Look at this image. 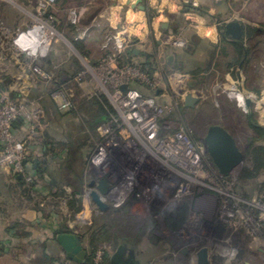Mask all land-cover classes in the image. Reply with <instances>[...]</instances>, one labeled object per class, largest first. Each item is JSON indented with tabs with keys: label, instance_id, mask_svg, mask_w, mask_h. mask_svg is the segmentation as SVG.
<instances>
[{
	"label": "flooded vegetation",
	"instance_id": "af4514ba",
	"mask_svg": "<svg viewBox=\"0 0 264 264\" xmlns=\"http://www.w3.org/2000/svg\"><path fill=\"white\" fill-rule=\"evenodd\" d=\"M143 7L152 22L157 12ZM187 12L193 11L182 8V13ZM230 21L242 25L237 39L224 34L223 27ZM218 22L222 43L215 62L221 70L229 67L235 73L240 89L214 95L207 89L214 78L212 73L202 75L197 70L186 83L188 91L169 106L164 90L154 87L158 105L171 114L168 119L173 122L163 124V114L161 136L184 132L200 156L197 164L185 158H118L121 168L113 173H119L100 176L89 170V159L76 160L71 167L51 161V155L39 160L38 166H60L76 194L67 205L73 212L72 224L60 223L54 238L57 240L60 234L80 237L86 256L79 261L70 259L57 241L66 262L264 264V126L257 122L256 102L241 96L243 83L248 85L259 76L253 64H260L264 57V25L251 19L243 22L228 17ZM166 25L164 28H171L170 23ZM167 32L161 40L170 43L172 31ZM184 42L182 48L190 57L182 63L184 59L175 55L173 64L183 68L200 66L191 57L201 48L203 39L193 35ZM148 58L154 62L153 56H145V60ZM214 90H220L217 84ZM187 93H199V99L186 105ZM174 123L184 128L178 129ZM214 127L225 129L243 155V160L227 173L218 168L207 143ZM127 147L119 144L123 150ZM43 149L46 154V147ZM100 180L110 188L102 196L103 207L88 196L95 189L89 184H98ZM179 231L183 234L179 235ZM201 255L205 256L204 261Z\"/></svg>",
	"mask_w": 264,
	"mask_h": 264
},
{
	"label": "built area",
	"instance_id": "2783aa9c",
	"mask_svg": "<svg viewBox=\"0 0 264 264\" xmlns=\"http://www.w3.org/2000/svg\"><path fill=\"white\" fill-rule=\"evenodd\" d=\"M60 1L36 0L34 15L40 18V21L36 23L37 25L26 26L31 43L29 47L24 49L25 51L21 52L22 46L18 42L20 36L3 27L1 21L0 39L3 37L6 40L11 51L25 55L24 59L22 58V61L20 59L17 65L14 63V66L21 68L25 74H29V81H33V76H36L42 82L45 94L55 102L61 112H68L74 108L75 88L82 89V85L87 83V75L97 79L98 88L114 108L115 115L109 124L102 127L101 140L96 143V149L89 158V170L91 172L96 170L100 176L109 173L116 176L119 172L113 173L111 164H108V150L111 147H119V144L128 146L124 150L119 149V157L122 159L142 156L162 159L185 158L197 164L200 156L184 132L180 131L175 136H161L160 119L164 110L154 98L132 88L131 80L125 76V73L117 78L109 77L113 71L122 72L121 67V70L118 67V69H114L115 64L120 65L117 62L118 57L115 55L110 56L108 54L97 66L85 61L83 71L67 82L59 81L53 72H47L42 68L41 61L50 55L54 47V40L59 33L54 19L48 15V11ZM75 14L76 12L72 16L73 24L77 23ZM112 42L114 43L113 54L120 52L123 46L117 35L110 37L106 47ZM168 42L176 47L185 45L184 40L173 36L168 37ZM127 69L130 74L131 69L129 67ZM100 71L106 75L101 78L96 76L97 72ZM137 76V79L149 82L148 77L143 72H138ZM14 78L15 81H18L16 77ZM126 84L129 86L128 90L122 91L121 87ZM39 111V99H25L24 102H20L13 96V92L7 91V88L0 82V167L9 169L15 176L24 177L31 184H34L38 179L33 161L34 155L37 156L38 160H41L42 158L38 157L44 153V149L39 145L31 146L32 142L27 144L32 139L17 141V133L14 129H16L17 124L24 120L29 135L33 136V128H30L29 124Z\"/></svg>",
	"mask_w": 264,
	"mask_h": 264
},
{
	"label": "rangeland",
	"instance_id": "374dc122",
	"mask_svg": "<svg viewBox=\"0 0 264 264\" xmlns=\"http://www.w3.org/2000/svg\"><path fill=\"white\" fill-rule=\"evenodd\" d=\"M220 1L221 0H201L203 4L200 5L201 3H196V1L182 0L179 5L181 6L180 8H184V3H192L206 9L205 14L200 15L207 19L208 22L214 21V18L218 19L213 16L221 17L222 15L224 18L228 17L231 20H239L243 22H247L248 19H251L252 22H262L260 25H264V0H226V2L223 0L221 3ZM31 2L36 8V0H31ZM27 5L29 4L27 3ZM27 5L23 0H0V11L4 13L5 10L7 12L6 14L9 13L7 15L8 17L6 16V19L1 13L3 21L5 22L3 27H6L8 30L19 35L21 32L24 33L23 30L27 28L26 26L31 24L35 25L39 22L40 18L36 17L33 14V9L29 8ZM16 11H20L21 22L18 25L15 24L16 26L13 27L11 22L17 21V15H15L17 13ZM195 13L199 14L198 12ZM57 37L54 42L58 40ZM9 48L8 43H6V40L2 37L0 39V82L7 88V91L13 92L14 94H20V96L17 95L18 97L15 96V98L20 102H24L25 99H28L27 96L35 86V83L34 81H29V74H25L21 68L14 66V63L17 65V62H20V59L22 61V58L24 59L25 55L23 53L13 52ZM25 48L26 47L22 46L21 52L25 51ZM122 53H124V50L121 49L120 52H115V54L109 55H115V57H118V61H116L119 63ZM141 61V59L140 61L138 59L134 61V64L130 63L125 66L115 64L114 69L118 67L121 70L122 68V72L113 71L109 74V77L117 78L125 73V76L131 80L130 85L132 88L141 91L146 96L154 98L158 104L156 96L150 92L147 87L142 84L138 86L135 85L138 80V72L142 73L140 67L137 65L140 64ZM128 67L131 69L130 74L127 71ZM260 68L261 66L258 67V69ZM103 73L104 72L101 71L97 72L96 76L101 78L106 75ZM14 77H16L18 81H15ZM159 77V71L156 74L154 73L153 83L150 84H153L155 88L164 90L163 93L165 92V95L167 96L165 97V102L169 106L173 105L175 100L182 98L184 93L188 91L186 83L190 78H186V76L180 73L177 68H171V71L169 68L167 70L164 69L161 74V80ZM41 83L37 82V85L43 87ZM214 87L215 83L213 84V87H209L208 91H211L214 95L220 94L221 91L214 90ZM243 89L253 97L248 96V94L246 95L247 98L249 100L253 99L254 102H256L257 122L264 126V69L260 71L257 80L248 85L244 84ZM244 91H242L241 96ZM81 92L86 96H91L95 93L102 94L101 90L98 88L97 79L89 75H87V83L82 85ZM242 105H244L243 102ZM170 116L171 114H167L166 111H164L163 118L165 121L163 124L165 122V125H171V123H173L172 120L168 119ZM29 125L30 128H33V136L29 135L24 120L20 124H17L16 129H14L15 133H17V141L21 142V140L26 141L32 139L31 141H28L27 144L32 142L30 145L33 147H35V145L43 147L42 139L44 131L46 130V124L42 122L41 117L35 115ZM172 125H174V127L176 126L178 129L184 128L183 125L180 126L177 123ZM94 149L95 146L91 145L86 155L91 156ZM44 157L46 158L47 155L45 156V153H42L38 158H42L41 160H43ZM34 158H37V156L34 155ZM14 176L13 172L9 169H3L0 167V185H3L4 188H9L10 186L14 187L16 184ZM33 186L32 189H34L31 194H29L30 198L24 193H20L21 190L16 187H14L15 192L9 193L10 197H8V199L0 194V264H74L73 262H66V256L59 249L58 242L54 238V230L59 229L60 223L67 222L69 225L72 224L71 219H73V212L68 210L67 205L76 198V194L73 193L74 190L70 185L65 183L61 184L60 187L56 189L63 190L66 197L62 200L55 199L56 201H54L52 200L53 198L49 196V188L45 178L38 175V179ZM10 229L13 231L10 232ZM43 246L47 247V254L53 258L52 260L45 258Z\"/></svg>",
	"mask_w": 264,
	"mask_h": 264
},
{
	"label": "crops",
	"instance_id": "0c3cea01",
	"mask_svg": "<svg viewBox=\"0 0 264 264\" xmlns=\"http://www.w3.org/2000/svg\"><path fill=\"white\" fill-rule=\"evenodd\" d=\"M23 1L26 5L27 3L29 4L27 6L33 9L34 14L35 7L31 0ZM138 1L61 0L57 5L51 7L48 15L54 19L59 32L57 35L58 40L54 42L52 50L54 58L52 60L55 61V66L64 65L69 60L71 62L72 57L78 59L83 69L85 61H89L96 66L100 65L105 56H107V52L112 51L114 53V43H110L108 47H106V44L109 42L111 36L117 35L122 43V50L127 48L124 50V53L127 54V59L130 55L129 59L131 61L134 62L138 59L140 61L141 59V62H144L145 56H153L156 69L155 74L159 71L160 80L164 69L167 70L169 68L171 71V68H177L188 79L191 73L198 70L202 75L209 74L210 72L214 77L212 83L207 86V89L213 87L214 83L217 84L220 89L219 92L221 91L220 93L222 94H227L230 90L238 91L240 89L241 86L238 88V84L240 83L235 77V73L231 72L229 67H223L221 70L215 62L222 43L221 26L218 22L219 19H224L221 14V17L213 16L218 19L214 18V21L211 22L209 20L210 22H208L207 19L195 12L182 13V8L179 5L182 0H145V2L141 0L140 4H138ZM192 1L201 3L200 5L203 4L201 0L199 2L198 0ZM140 6H146L148 10L151 9L157 12L152 22L149 21L147 10H142ZM16 12L17 21L11 22L13 27L21 22L20 11ZM74 12H76L75 15L77 17L76 24L72 23ZM0 21L4 25L5 22L1 15ZM168 23H170L171 28H164ZM26 30L27 28L23 30L24 33L21 32L19 34L18 42L27 48L30 46L31 39ZM167 30L172 31L171 36L178 39L187 40L193 35L203 39L201 48L197 50L195 56L191 57L195 58V62L201 64L200 66H185L183 68L169 62L170 59L173 60L175 55H178L184 59L182 63H186L190 56L185 52L186 48L176 47L165 41L162 42L161 39L165 38L168 33ZM73 40H85L89 49V56L82 55L74 44L72 45ZM209 46L210 49H207ZM130 50H138L141 54L130 53ZM211 52L212 54H210ZM261 60L260 64L257 62L253 64L254 71L256 72L258 67L261 66L258 69L259 73L264 69V57ZM206 65H208V70L206 69ZM244 84L245 82L243 86ZM243 94L248 95L249 93L244 91ZM248 96L252 97L250 94Z\"/></svg>",
	"mask_w": 264,
	"mask_h": 264
},
{
	"label": "trees",
	"instance_id": "16d2710c",
	"mask_svg": "<svg viewBox=\"0 0 264 264\" xmlns=\"http://www.w3.org/2000/svg\"><path fill=\"white\" fill-rule=\"evenodd\" d=\"M183 7L189 11L198 12L199 14H204L206 12V9L195 6L192 3H184ZM1 13L2 12L0 11V15L2 16L3 14L5 19L9 14H6L7 12L5 10L4 13ZM73 44L82 55L89 56V49L85 40H73ZM108 54H113V52L109 51L107 52V55ZM120 57L119 63L121 66L130 63L134 64V62L129 59L131 57L130 55L128 56V59L127 54L125 53H123ZM52 59L54 58L51 51L48 58L41 61V66L45 71L53 72L59 81L67 82L75 75L83 71V68L77 58L72 57L71 62L69 60V62L64 65L56 67V69L55 61ZM169 62L173 63V60L170 59ZM137 65L148 77L150 83H153L156 69L154 66L155 63L152 59L148 58L144 62H140V64ZM33 81L35 86L32 88L27 98L39 99L40 111L37 112L36 115L37 117H41L42 122L46 124V130L44 131L42 139L43 147H46L45 155H51V161H58L59 164L61 162V164L68 167H71L76 160H88L90 156L86 155L87 151L91 145L95 146L96 141L101 138L102 127L112 121L113 116L115 115L114 108L104 95L95 93L92 96H85L83 92L76 87L74 108L68 112H61L57 108L55 102L47 94H45L43 87L37 85V82L41 83V81L36 76H33ZM140 84L147 87L148 90L154 94L153 84H149L148 82H143L138 79L135 85L138 86ZM41 85L43 86L42 83ZM17 95L19 94L13 93L14 97ZM35 172L39 176L45 178L49 188L48 193L49 196L53 198L52 200H62L66 197L63 190L56 189L64 183L70 185L69 181L66 180L68 179L67 176L62 173L60 166L58 167L56 165L53 166L49 164L47 167H42L39 165L35 169ZM14 178L16 182L14 187L20 189V193H24L28 198H30L29 194H31L34 189H32L33 184L28 183L24 178L19 176H14ZM14 187L10 186L9 188H4L3 185H0V194L8 199V197H10L9 193L15 192ZM12 231L13 230L10 229V232ZM46 248V246L43 248L44 256L46 259L52 260L53 258L47 254L48 252ZM91 264H93V262Z\"/></svg>",
	"mask_w": 264,
	"mask_h": 264
},
{
	"label": "water",
	"instance_id": "95a60500",
	"mask_svg": "<svg viewBox=\"0 0 264 264\" xmlns=\"http://www.w3.org/2000/svg\"><path fill=\"white\" fill-rule=\"evenodd\" d=\"M141 3V0L138 1V4ZM142 10L145 8L140 6ZM167 26V25H166ZM223 31L225 35L231 36L235 39L239 38L242 34V25L238 21H230L224 27ZM222 32V31H221ZM130 53H134L136 55H140L141 52L138 50H130ZM129 86L123 85L121 87L122 91L128 90ZM199 99V93H187L184 96V101L186 105H190L195 103ZM249 103V100H248ZM207 143L210 145V151L215 158V162L218 168L227 173L230 172L233 167L239 164L243 160V155L236 146L235 140L232 136L222 127H214L211 130V135L207 140ZM119 147H111L109 148L108 153V164H111V168L113 170H118L121 168L118 165L119 157ZM126 156V155H125ZM124 156V157H125ZM34 166L37 168L39 164V160L35 158ZM119 171V170H118ZM94 172H97L94 170ZM90 188H95L89 192V196L93 199V201L99 205L100 207L105 206L102 201L101 196L107 194V191L110 189L107 183L103 180H100L98 184L95 182H91L89 184ZM179 235H182L183 232L179 231ZM57 241L63 247L64 251L67 253L68 257L72 260L79 261L78 259L84 258L86 256V252L82 246V240L80 237L73 234H60L57 237ZM202 256V261L205 260V256Z\"/></svg>",
	"mask_w": 264,
	"mask_h": 264
},
{
	"label": "bare ground",
	"instance_id": "6f19581e",
	"mask_svg": "<svg viewBox=\"0 0 264 264\" xmlns=\"http://www.w3.org/2000/svg\"><path fill=\"white\" fill-rule=\"evenodd\" d=\"M88 196H89V193H88ZM101 198H102V201H105V198L104 197L101 196Z\"/></svg>",
	"mask_w": 264,
	"mask_h": 264
}]
</instances>
